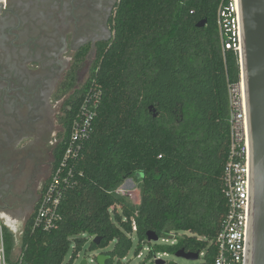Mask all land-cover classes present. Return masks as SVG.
<instances>
[{
	"label": "trees",
	"instance_id": "obj_1",
	"mask_svg": "<svg viewBox=\"0 0 264 264\" xmlns=\"http://www.w3.org/2000/svg\"><path fill=\"white\" fill-rule=\"evenodd\" d=\"M231 2L119 1L111 47L69 102L64 139L44 188L61 166L85 89L92 87L98 106L78 157L60 176V218L49 229L35 227V213L17 260L11 258L14 234L3 226L11 264H75L86 246L104 254V264H124L149 243V231L183 233L162 252L205 251V262L213 261L229 210L230 87L242 81ZM201 20L204 27L197 25ZM128 179L140 190L136 205L116 192ZM159 250L153 246L148 258Z\"/></svg>",
	"mask_w": 264,
	"mask_h": 264
},
{
	"label": "flooded vegetation",
	"instance_id": "obj_2",
	"mask_svg": "<svg viewBox=\"0 0 264 264\" xmlns=\"http://www.w3.org/2000/svg\"><path fill=\"white\" fill-rule=\"evenodd\" d=\"M119 1L6 0L1 8L2 226L23 233L36 213L64 139L69 102L111 47Z\"/></svg>",
	"mask_w": 264,
	"mask_h": 264
},
{
	"label": "built area",
	"instance_id": "obj_3",
	"mask_svg": "<svg viewBox=\"0 0 264 264\" xmlns=\"http://www.w3.org/2000/svg\"><path fill=\"white\" fill-rule=\"evenodd\" d=\"M236 6L237 1L232 0L230 10L235 12L237 21L236 25V21L233 20L235 27L233 34H237L240 43L238 13L235 11ZM226 47L228 48L230 45L227 44ZM85 91V99L73 122L72 141L65 151L61 166L58 168L52 182L47 186L39 201L34 217L35 227L44 225L46 229H49L60 218L57 212L63 189L62 184H60V176L62 171L69 166L70 161L78 157L82 148L81 141L89 135L91 119L95 113V108L98 106L97 93L99 91L93 93L92 87H87ZM230 104L231 150L225 173V190L229 199V210L215 240V245L218 248L215 258L210 263L205 262V251H202L199 253L198 260L200 262L198 264H247L251 148L245 95L239 90V84L230 87ZM71 174L72 170L70 169L68 175ZM65 180L68 181L67 176ZM125 184L116 190L117 193L124 197L129 193L128 187ZM134 229L136 230V227ZM178 237L177 233L171 232L169 236L160 237L159 240L166 242L168 245H175ZM144 248L143 246L138 254L131 253L126 256L123 259V263L133 264V260L141 259L139 264H143L149 259L156 264L159 259H163V256L169 254L168 252H157L152 258H148L153 247L146 248L148 251L147 256L143 251ZM96 258L97 255L93 256L91 260L92 264H98ZM0 264H11L6 254L4 228L2 224H0Z\"/></svg>",
	"mask_w": 264,
	"mask_h": 264
},
{
	"label": "water",
	"instance_id": "obj_4",
	"mask_svg": "<svg viewBox=\"0 0 264 264\" xmlns=\"http://www.w3.org/2000/svg\"><path fill=\"white\" fill-rule=\"evenodd\" d=\"M5 2L0 0V10ZM237 4L242 72L239 90H245L251 148L247 264H264V0H238ZM205 24L206 20H201L197 25L204 27ZM159 238L155 231L148 232L149 242ZM95 241L98 243L99 237ZM175 254L190 261L199 258L198 252L185 248ZM105 258L99 253L97 263L104 264ZM164 263L163 259L156 262ZM82 264H89L88 260L83 259Z\"/></svg>",
	"mask_w": 264,
	"mask_h": 264
},
{
	"label": "rangeland",
	"instance_id": "obj_5",
	"mask_svg": "<svg viewBox=\"0 0 264 264\" xmlns=\"http://www.w3.org/2000/svg\"><path fill=\"white\" fill-rule=\"evenodd\" d=\"M236 25H237V21H236ZM233 28L235 29L234 25ZM238 29V27H237ZM87 80L85 79V81H83L80 84V88H85L84 85L86 84ZM83 90V89H82ZM126 187H128L129 193L126 194L125 198L128 202L132 203V204H138L140 202V190L137 186V181L135 179H128L126 184ZM0 224H3L2 221H0ZM9 230L14 234L15 237V245L14 248L12 250V254H11V258L13 260H17L21 254V248H22V231H18L17 228H15L14 226L10 225ZM183 233L179 232L177 233V235L180 237L182 236ZM168 244L162 240H158L156 242H152L151 244H145L144 245V253L147 256L148 251L146 250L147 247H153V246H158L160 247V250L162 252V248L166 247ZM100 253V251H96V252H90L87 248V246L79 253L75 264H80V262L83 259H87L89 264H92L91 260L93 259V256L97 255ZM71 256V251L67 256V259H69V257ZM163 260L165 261L164 264H198L200 262V260H196V261H190L187 260L185 258H181L178 257L175 253H171L169 252L168 255L163 256ZM141 262V259H135L133 260V264H139ZM143 264H155L154 262H151L149 259H147Z\"/></svg>",
	"mask_w": 264,
	"mask_h": 264
},
{
	"label": "bare ground",
	"instance_id": "obj_6",
	"mask_svg": "<svg viewBox=\"0 0 264 264\" xmlns=\"http://www.w3.org/2000/svg\"><path fill=\"white\" fill-rule=\"evenodd\" d=\"M235 1H237V3H238V0H235ZM237 10L239 11V5L237 4V6H236V8H235V11L237 12ZM242 94H244L245 95V90H242Z\"/></svg>",
	"mask_w": 264,
	"mask_h": 264
}]
</instances>
